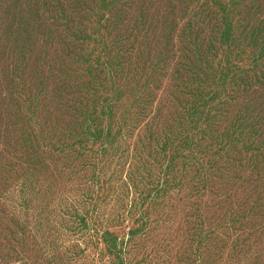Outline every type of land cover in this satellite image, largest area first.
Returning <instances> with one entry per match:
<instances>
[{
  "label": "rangeland",
  "instance_id": "obj_1",
  "mask_svg": "<svg viewBox=\"0 0 264 264\" xmlns=\"http://www.w3.org/2000/svg\"><path fill=\"white\" fill-rule=\"evenodd\" d=\"M123 3L0 0V264H264V0Z\"/></svg>",
  "mask_w": 264,
  "mask_h": 264
},
{
  "label": "trees",
  "instance_id": "obj_2",
  "mask_svg": "<svg viewBox=\"0 0 264 264\" xmlns=\"http://www.w3.org/2000/svg\"><path fill=\"white\" fill-rule=\"evenodd\" d=\"M200 1H201V6H200L199 9H200V11H201V9L204 8L205 16H212L214 12L218 11V10H215V8L213 7V5H212V3H211L212 0H200ZM123 2H124V3H123ZM122 3H123V5H126L124 8H127V9H128L129 7H131L130 4H127V3H128V0H122ZM57 11H58V12H62L61 9H57ZM222 12L224 13V16H225V17H229V14H228V10H227V9H224ZM210 20H211V19H210ZM229 24H231V23H229ZM193 26H194V25H193L192 22H189V23H188V28H192ZM172 29H175V25H174V27H173V24H172ZM117 73H118V72H117ZM114 83H115V81H114ZM119 89L122 90V89H123V86L120 85V86H119ZM110 96H111V95L108 96V116L111 115V109H113V110L115 111V109H116V107H115V106H116L115 102L118 103V101H119L118 98H117L115 101H113V100L111 99ZM165 99L168 100V98H165ZM154 101H155V98L153 97L150 103L152 104V103H154ZM103 108L105 109V106H103ZM116 125H117L118 129L120 130V133H124L123 126H122L121 124H119V123H116ZM108 128H109V127H108ZM109 129H112V130H114L115 132H117V131L115 130V128L110 127ZM117 133L119 134V132H117ZM119 135H120V134H119ZM149 184H150V183H145V184H144V187L146 188ZM138 190H139V193H137V195L141 197V196H142L141 193H140V191H141V187H139ZM103 237H104L105 240H107V241L109 240V241L113 242V245H114L116 248L121 247V245L119 244V237H118V236H113V235H110V234H106V235H103ZM135 239H138V237L136 238V237H133V236H132V238L129 239L128 242H126L125 240H123V242H122V247H126L127 244H128L129 242H131V241H133V240H135ZM122 247H121V249H123ZM114 253H115V255H116L117 258H118V256H119L120 254L124 253V251L121 250L119 253H117V252H114ZM108 255H112V254L108 252ZM119 261H120V260H119Z\"/></svg>",
  "mask_w": 264,
  "mask_h": 264
}]
</instances>
